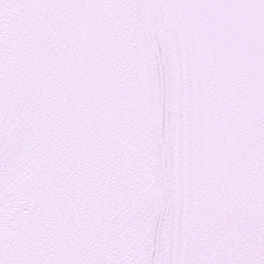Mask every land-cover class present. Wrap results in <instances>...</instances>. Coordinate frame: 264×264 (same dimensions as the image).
<instances>
[{
	"label": "snow or ice",
	"instance_id": "snow-or-ice-1",
	"mask_svg": "<svg viewBox=\"0 0 264 264\" xmlns=\"http://www.w3.org/2000/svg\"><path fill=\"white\" fill-rule=\"evenodd\" d=\"M0 264H264V0H0Z\"/></svg>",
	"mask_w": 264,
	"mask_h": 264
}]
</instances>
